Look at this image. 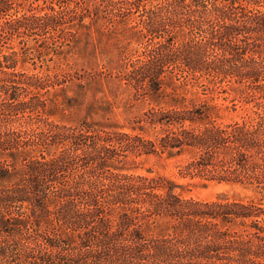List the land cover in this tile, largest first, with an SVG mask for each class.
<instances>
[{
    "label": "trees",
    "instance_id": "trees-1",
    "mask_svg": "<svg viewBox=\"0 0 264 264\" xmlns=\"http://www.w3.org/2000/svg\"><path fill=\"white\" fill-rule=\"evenodd\" d=\"M223 87L240 120L198 97ZM0 264H264V0H0Z\"/></svg>",
    "mask_w": 264,
    "mask_h": 264
},
{
    "label": "rangeland",
    "instance_id": "rangeland-1",
    "mask_svg": "<svg viewBox=\"0 0 264 264\" xmlns=\"http://www.w3.org/2000/svg\"><path fill=\"white\" fill-rule=\"evenodd\" d=\"M36 4L40 5L41 2H37ZM28 3H25L27 6ZM35 37H30L29 39L33 40ZM31 45H34L31 43ZM15 49L18 50L20 46L16 43L14 44ZM130 49L136 50V46L132 45ZM113 49L110 47L106 50V55L110 54ZM96 54V62L97 68L102 69L105 60L109 58L108 56L101 55L100 49H96L94 51ZM103 53V54H105ZM37 56L32 61H28L24 65V68L32 71L35 68V72H43L47 67L52 69L55 65H60V68L66 69V65L70 66V68L79 67V64L74 63L75 56H60L56 57L54 55H44L40 59H36ZM82 60H80L81 62ZM227 89L226 91H224ZM199 98L204 99H212V103L217 104L222 107L223 112L222 117L225 121L230 120H240L241 117L245 115V113L251 108L250 106H245L240 102L232 100L235 97V94L228 90L227 87L219 88L214 93L209 95H202L198 94ZM122 109L114 110L116 114L115 120L119 123V125H123L125 123L123 115L121 114ZM151 171V176L153 175H163L165 177H169L173 179L177 184L182 185L180 189H176V193H179L184 198H192L196 200L202 201H214L217 198H228V199H242V198H254V194L250 191H246L239 186L229 185L224 183H216V182H209L203 184L198 180H189V179H181L177 174V170L175 165L171 161H159L155 158H145L140 159L137 161L136 168L132 170V173L140 174V175H147V171ZM259 198V196H258Z\"/></svg>",
    "mask_w": 264,
    "mask_h": 264
}]
</instances>
